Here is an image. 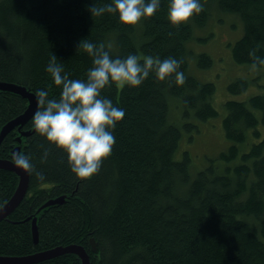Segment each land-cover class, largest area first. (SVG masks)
<instances>
[{"label": "trees", "instance_id": "16d2710c", "mask_svg": "<svg viewBox=\"0 0 264 264\" xmlns=\"http://www.w3.org/2000/svg\"><path fill=\"white\" fill-rule=\"evenodd\" d=\"M111 2L0 0V82L21 85L35 96L47 90L49 98H58L61 88L46 66L54 54L70 79L86 80L92 57L78 49L84 39L103 43L113 58L132 54L141 57V63L146 56L175 58L182 61L178 71L186 77L183 85H176L175 74L158 82L151 73L138 87L112 84L102 90L125 114L112 130L111 155L88 179L76 178L66 153L55 146L47 160H41L39 145L48 144L35 132L32 118L6 133L0 159L12 160L19 146L44 179L29 173L27 195L0 220V256L79 245L90 264H264V136L247 151L239 149L248 130L260 136L264 95L224 102L222 129L231 144L219 156L223 168L211 161L192 177L188 152L183 151L181 159L174 155L182 129H198L187 118L201 122L218 115L211 102L214 83L199 80L188 67L193 25L205 26L212 8L236 14L243 35L233 42L231 54L236 63L252 65L253 49L264 59V0H200L203 10L178 28L168 21L169 0H160L155 15L136 25H124L114 14L91 16V6ZM196 58L199 67L210 68L211 56L199 53ZM245 84L235 79L228 89L243 92ZM27 104V98L0 89V129L23 114ZM18 182L16 173L0 168V207ZM90 238L98 246L96 253ZM33 264H81V258L68 252Z\"/></svg>", "mask_w": 264, "mask_h": 264}, {"label": "clouds", "instance_id": "9594fccd", "mask_svg": "<svg viewBox=\"0 0 264 264\" xmlns=\"http://www.w3.org/2000/svg\"><path fill=\"white\" fill-rule=\"evenodd\" d=\"M159 7L160 0H112L100 7L91 6L89 11L91 16L97 17L105 13L118 15L120 23L136 25L155 15ZM202 10L200 0H169L168 21L178 28ZM78 49L92 57L86 80L70 79L53 54L45 71L61 92L58 98H49L47 90L36 92L37 110L32 124L35 132L48 144V147L39 145L43 148L42 161L47 160L52 146H55L66 153L67 163L76 178L88 179L111 155L115 144L112 130L125 114L122 108L114 106L111 99L101 95L102 90L112 84L119 88L138 87L151 73L158 82L169 80L175 74L176 85H183L186 77L183 71H178L182 61L172 57L161 60L146 56L142 63L141 57L132 54L126 58H113L103 43L97 45L85 39L79 42ZM255 53L256 49L249 53L253 70L257 65H264V59ZM48 87L51 89L52 85ZM12 160L16 167L34 172L38 180L44 179L43 174L36 171L30 156L13 152Z\"/></svg>", "mask_w": 264, "mask_h": 264}, {"label": "rangeland", "instance_id": "374dc122", "mask_svg": "<svg viewBox=\"0 0 264 264\" xmlns=\"http://www.w3.org/2000/svg\"><path fill=\"white\" fill-rule=\"evenodd\" d=\"M211 11L205 26L196 27L195 24L193 25V37L189 42L191 52L187 60L190 73L201 81L214 83L216 90L211 97V102L218 110V115L201 122L195 120L193 116L187 118V121L195 122L198 129H193L191 132L182 129L180 145L174 154L176 159H181L183 151L188 152L192 177L197 171L209 165L211 161L217 167L223 168L224 163L219 156L231 144L222 129V118L227 112L224 102L233 99L248 100L255 94L264 95V66H257L256 70H253L250 64L236 63L231 54L233 42L243 35L242 21L232 12H223L216 8H212ZM199 53L211 56L210 68H202L197 65L196 57ZM235 79L246 81L247 87L243 92L231 93L229 91L228 85ZM255 113L259 114V111L256 109ZM175 114L173 111L172 115L175 116ZM258 129L260 130L258 138H255L251 134V130H248L246 142L239 144L240 152L247 151L253 142L256 143L264 136V127L258 126ZM20 135L23 133L20 132Z\"/></svg>", "mask_w": 264, "mask_h": 264}, {"label": "water", "instance_id": "95a60500", "mask_svg": "<svg viewBox=\"0 0 264 264\" xmlns=\"http://www.w3.org/2000/svg\"><path fill=\"white\" fill-rule=\"evenodd\" d=\"M0 89L8 90L13 93L16 92L19 95L28 99L26 111L23 114L15 117L16 119L7 122L0 129L1 130L0 142H1V139L5 136L6 133L12 131L13 128L16 126H22L24 123L27 122V120L33 117L35 111L37 110V103H36L37 97L29 90H27L26 87L17 84L0 82ZM24 134L25 133H23V135ZM18 150H19V146H17L13 151L19 152ZM0 168L11 170L19 176L17 189L14 191L8 202H6L4 205H2V207H0V220H2L6 218L11 212H13L17 207H19V203L27 195L26 193L29 186L28 183L29 172H26L21 168L16 167L14 161L9 159L6 160L0 159ZM59 201H61V198L49 201L48 204ZM31 227H32L33 238H35V241H37L38 237H37L36 218L32 220ZM90 245L92 246L93 252L96 253L98 250V246L94 238H90ZM68 252L77 254L78 257L81 258V264H90V258L88 257V253L85 251V249L82 246L79 245H66L65 247H57L54 248V250H45L43 252L34 253L30 256H21V257L0 256V264H33L35 262L43 261V259H48L56 255H61Z\"/></svg>", "mask_w": 264, "mask_h": 264}]
</instances>
